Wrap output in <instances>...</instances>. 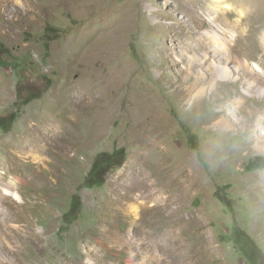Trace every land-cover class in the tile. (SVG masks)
Masks as SVG:
<instances>
[{"label": "rangeland", "instance_id": "374dc122", "mask_svg": "<svg viewBox=\"0 0 264 264\" xmlns=\"http://www.w3.org/2000/svg\"><path fill=\"white\" fill-rule=\"evenodd\" d=\"M249 1L262 19L238 32L227 0H0V171L21 181L0 204L46 232L42 263L264 264V78L243 67L264 61V0Z\"/></svg>", "mask_w": 264, "mask_h": 264}, {"label": "bare ground", "instance_id": "6f19581e", "mask_svg": "<svg viewBox=\"0 0 264 264\" xmlns=\"http://www.w3.org/2000/svg\"><path fill=\"white\" fill-rule=\"evenodd\" d=\"M227 1L230 3L229 5L226 6L227 10H228L227 12L231 15H235V16L238 15V17L235 20H232L229 22V18H228V15L226 14V12H223V13L220 12L218 15L220 17V20H222L221 22L230 23L238 32L243 31L244 25H249L250 29H251L252 24L254 22L260 21L262 19V17H261L262 15L261 16L259 15L260 12H262V11H259V9H257V7L254 8L253 2H251L249 0H227ZM252 10H253V12L251 13ZM254 20H256V21H254ZM230 24H229V26H230ZM248 31H250V30L248 29ZM261 43L264 47V33H263V37L261 38ZM214 54L219 56V57L215 58V60L220 64H221L222 58H226V57H224L226 54L224 48L218 49L217 51L214 52ZM263 63H264V61H262V64ZM251 64H252V67L254 68V74L250 73V70H248V65H249L248 63L245 64L243 67H244V69H247L246 73L249 72V73H247V75H249L250 78H252L254 80V82L252 81L254 83L252 85V87L254 88L255 85H257V79L256 78H261V77L264 78V67L260 63H251ZM217 68H219V66H217ZM249 68H250V66H249ZM229 69H231L229 67V64H226L224 66V71L229 70ZM221 76H222L221 78H224V77L227 78V75L225 72H223L221 74ZM230 78H231V76H230ZM234 79L238 80L239 78L235 76ZM217 82H218V80H217ZM197 83H199L198 80L195 81L192 85L194 86ZM258 84H259V82H258ZM192 85L190 86V89H192L191 88V87H193ZM194 96L197 97L198 95L194 94ZM219 123H221V124L226 123V118L220 119ZM226 125H228V124H226ZM257 145H259V147H261L259 143H257ZM10 179H11L10 181H7L6 173L3 171H0V192L2 190V193H0V195H1L0 196V203H4L5 201L10 202L11 200H13L15 198H21V195L19 194L18 191L11 189V187H16V185L18 183H20L21 181H17V179L12 178V177H10ZM3 184H5V186H6L5 189L1 188V186ZM13 203L14 202H12V205H13ZM14 206H16V205H14ZM1 207H2V204H0V219L6 220V222H8L9 225L8 226L6 225V227H3V229H2L3 231H0V264H28L21 257V255H23L25 253V249L28 246L32 247L34 249V251L36 252L35 254L38 255L37 257H38L39 261L37 262V264H48V263H44V262L42 263V261H41V256H43L45 254L44 251L46 250V247L48 248V244L50 241V238L46 235V232L38 233V232L32 231L31 227H32V221H34L33 218L32 219H31V217L24 218L25 219L24 224H21L20 222H18V221H20L19 219L17 220V222L14 221L12 218V215L9 216L10 215V214L8 215L9 212L3 211V208H1ZM138 218L139 217L134 218V224L136 222L138 223V221H139ZM2 225L3 224L0 221V227ZM20 230H22L25 235H20L19 234ZM169 232L166 233V235H168V238L170 239L171 238V232L170 233ZM169 248H170V246L168 245L167 247H165V250L166 249L170 250ZM3 250L9 251L10 256L8 258L3 257V255H2ZM26 253H27V256L30 254V253L28 254V252H26ZM128 261H132V260H128ZM58 264H90V263L88 261L85 262L83 259H81L80 261H75V260L70 261L68 259L61 258V260L58 261Z\"/></svg>", "mask_w": 264, "mask_h": 264}, {"label": "trees", "instance_id": "16d2710c", "mask_svg": "<svg viewBox=\"0 0 264 264\" xmlns=\"http://www.w3.org/2000/svg\"><path fill=\"white\" fill-rule=\"evenodd\" d=\"M125 160V153L123 149H119L115 152H107L103 151L96 155L92 167L86 177L85 183L89 186L95 185H102L107 178V173L114 167V166H122ZM75 205L77 201L74 202ZM248 239V238H247ZM244 248V247H242ZM248 260L251 261V264H259L258 263V256L259 254L255 253L254 251L250 254H246Z\"/></svg>", "mask_w": 264, "mask_h": 264}]
</instances>
